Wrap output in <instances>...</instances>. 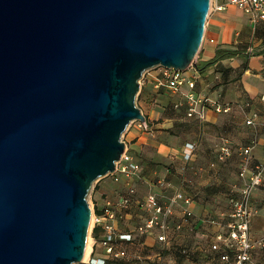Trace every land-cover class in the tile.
<instances>
[{
	"label": "water",
	"instance_id": "water-1",
	"mask_svg": "<svg viewBox=\"0 0 264 264\" xmlns=\"http://www.w3.org/2000/svg\"><path fill=\"white\" fill-rule=\"evenodd\" d=\"M212 0H0V264L86 259L94 183L147 122L141 79L196 66Z\"/></svg>",
	"mask_w": 264,
	"mask_h": 264
},
{
	"label": "crops",
	"instance_id": "crops-1",
	"mask_svg": "<svg viewBox=\"0 0 264 264\" xmlns=\"http://www.w3.org/2000/svg\"><path fill=\"white\" fill-rule=\"evenodd\" d=\"M227 52H233L234 55L222 58L205 70L198 69V64L202 66ZM196 62L195 69L190 71V75L196 79V91L211 97L214 101L232 103L234 108L227 114H219L210 109L205 122L190 119L184 114L185 119L191 122L187 124V128L192 131L196 128L199 131L196 133L195 141H188L197 144L192 159L186 161L182 156L188 142L178 148L175 147L177 144L175 136H170L167 141L161 138V129L165 128V124H153L160 115L154 110L148 116L153 126L149 127L146 122V127L139 126L138 130L129 131L125 142L135 159L142 163L140 175L135 180L139 198L143 199L149 193L156 192L160 195L161 201L165 202L170 191L160 186V181L164 179L177 188H183L194 199L191 206L194 215L189 223L196 227V231L191 232L185 227L175 234V241L179 246L188 247L191 254L183 256L178 250H168L166 254L170 264L193 262L225 264L221 259L223 251L214 248L215 236L221 228L206 220L216 219L224 224L229 221V213L220 214L222 216L216 214V211L217 213L221 211L220 194L227 190L231 191L242 183L239 176L242 157L236 151L227 161L221 162L218 160L220 146L228 143L238 150L240 147L256 144L251 160L252 168L264 158V126L247 125L246 115L241 109V105L250 102L253 110L258 111L264 119V20L255 22L233 5L224 11L212 9ZM153 76L150 74L147 76L141 91L143 113L147 109ZM173 97L176 98L175 102L180 99L177 95ZM170 121L167 126L169 129L174 125L172 119ZM152 128L157 130L154 131ZM168 164H171L169 168L166 166ZM116 186L117 189L121 188L120 184ZM114 196L115 192L107 196L101 188H96L92 194L93 204L103 212L106 199ZM252 205L254 211L252 236L256 242L253 262L264 264V244L260 243L264 241V185L256 190ZM149 215L146 210L135 207L127 219L120 221L119 227L125 232L136 231L137 226ZM181 220L182 214L178 212L173 222ZM136 237V242L127 246L139 245L143 248L146 246L161 249L155 235L141 236L136 232ZM102 239L103 230L98 242L100 243ZM95 250L98 256H105L101 244H98ZM112 261L109 260V264Z\"/></svg>",
	"mask_w": 264,
	"mask_h": 264
},
{
	"label": "built area",
	"instance_id": "built-area-1",
	"mask_svg": "<svg viewBox=\"0 0 264 264\" xmlns=\"http://www.w3.org/2000/svg\"><path fill=\"white\" fill-rule=\"evenodd\" d=\"M219 1L212 0L211 10L224 11L233 5L255 22L264 20V0ZM160 67L159 73L153 76L154 86L158 89H166L172 96H179L180 99L175 102V107L177 109L184 108L188 118L205 122L210 109H214L219 114H227L233 110L234 105L232 103L217 102L196 91V79L190 75V71L195 69L194 65L185 72ZM149 71L141 79L142 89L145 86ZM241 109L246 115L247 125L264 126V119L261 118L258 111L253 110L250 102L241 105ZM139 126L146 127V123L140 122ZM255 145L243 146L235 150L228 143H224L220 146L218 153V160L221 162L227 161L236 151L242 157L239 170L242 183L233 189L235 195L232 199L229 221L224 224L216 219L206 220L221 228L215 236L214 248L217 251H223L221 259L225 264H254L253 250L256 242L252 236L254 219L252 200L256 190L264 185V158L254 168L251 167ZM196 150L197 144L188 142L182 151L183 158L190 161ZM141 170L142 163L135 159L127 145L121 160L117 162L116 171L106 176L111 177L114 183L120 184L121 188L117 189L114 197L106 199L103 214L98 215L96 213L95 204L91 206L92 218L94 219L93 231L97 226H101L103 239L99 243L94 238L92 252L88 259L79 264H109V260L121 261L129 258L130 252L125 246L136 242V232L141 236H156V240L161 246V249L155 251L154 254L156 264H170L166 254L168 250H178L183 256L191 254L188 247L179 246L175 241V234L181 232L185 227L191 232L196 231V227L189 223L190 218L194 215L191 209L194 199L183 188H177L164 179L160 181V186L170 191L165 202L161 201L160 195L156 192L149 193L143 199L139 198L135 180L139 177ZM135 207L148 211L149 217L137 226L136 231H122L119 227L120 221L127 219ZM178 212L182 214V220L174 223L173 219ZM260 243L264 244V241H260ZM98 244L103 246L105 256L96 254L95 247ZM136 259L140 261V264H144L141 255L136 256ZM192 264L199 263L193 262Z\"/></svg>",
	"mask_w": 264,
	"mask_h": 264
},
{
	"label": "rangeland",
	"instance_id": "rangeland-1",
	"mask_svg": "<svg viewBox=\"0 0 264 264\" xmlns=\"http://www.w3.org/2000/svg\"><path fill=\"white\" fill-rule=\"evenodd\" d=\"M211 14V12H210ZM198 58V57H197ZM197 61V59H196ZM161 67H156L154 69H151L149 71V73L147 75H156L159 73ZM142 92L138 95L137 98V105L139 108L143 107L142 105ZM176 98H174L166 89L162 88V89H158L154 86V82H152V86L151 89L149 90V97L147 99V109L144 112V115L146 117H148L149 115H151V111L154 110L158 113H160L158 120H154L153 124H165V128L161 129V138L165 139L167 141L168 138H170V136H175L174 140H176L177 144L175 145V147L180 148L183 144H185L188 141H195L197 139L196 133H198L199 131L195 128L193 131L190 128H187V124H191V122H188L185 119L184 114L186 115V113L180 112V114L176 111H174L173 109V104L175 102ZM149 119V118H148ZM170 119H172L173 122V127L172 128H168V124ZM171 122V121H170ZM139 123L140 121H133L132 123H130V125L128 126V129L124 132L123 134V140L125 141L128 135V132L131 130H138L139 127ZM143 123V122H142ZM148 126L152 127L153 124L149 122ZM160 124V125H161ZM151 129V128H150ZM152 130L156 131V128H152ZM146 131V130H145ZM149 131V130H148ZM170 132V135H168ZM134 155V154H133ZM165 164V163H164ZM168 168L171 166V164L166 165ZM117 184L113 182V180L111 179V177H104L102 179H99L98 181H96L94 183V186L90 192L89 195V202L90 205L93 206V198H92V194L93 191L96 188H101L103 192H105V194L108 195H112L113 192H115V195L117 193ZM221 197H219V201L221 202L220 207H221V211L216 214L219 216L220 214H228L231 211V204H232V199L235 195V192L233 190L231 191H225L222 192V194H220ZM148 212V211H147ZM220 215V216H222ZM146 217V216H145ZM144 217V219H145ZM93 227L90 229V237L92 238V247L94 244V235H93ZM128 248L129 252H130V256L127 259L124 260H118V261H112L110 262V264H140V261H138L136 259V256L141 255L143 257L142 261L144 262V264H156L155 263V258H154V254L155 251H157L158 249L156 247H141L139 245L134 246V245H129V246H125ZM92 252V250H91ZM169 258H167L168 260ZM169 261V260H168Z\"/></svg>",
	"mask_w": 264,
	"mask_h": 264
},
{
	"label": "trees",
	"instance_id": "trees-1",
	"mask_svg": "<svg viewBox=\"0 0 264 264\" xmlns=\"http://www.w3.org/2000/svg\"><path fill=\"white\" fill-rule=\"evenodd\" d=\"M232 55H234L233 52H227V53H225V54H220V55H218L213 61H211V62H207L206 64H204V65H202V66L198 64L197 67H198V69H199L200 71H201V70H205V69H207L208 67H210L211 65H213V64H215L216 62H218L219 60H221L222 58L227 57V56H232ZM173 109H174V111L178 112L179 114H180V112H182V113H183V111L185 112L184 109H182V110H178V109H176V107H175V102H174V104H173ZM146 119H147V122H149L148 117H146ZM96 213H97L98 215L103 214V212H102L101 210H99V209L97 208V206H96ZM93 235H94V238H95L97 241H100V239H101V235H102V227H101V226H97V227L94 229Z\"/></svg>",
	"mask_w": 264,
	"mask_h": 264
},
{
	"label": "bare ground",
	"instance_id": "bare-ground-1",
	"mask_svg": "<svg viewBox=\"0 0 264 264\" xmlns=\"http://www.w3.org/2000/svg\"><path fill=\"white\" fill-rule=\"evenodd\" d=\"M93 224H94V219L92 218L91 219V227H90V229L93 227ZM91 250H92V238L89 237L88 247H87V252H86V259H88L89 255L91 253Z\"/></svg>",
	"mask_w": 264,
	"mask_h": 264
}]
</instances>
